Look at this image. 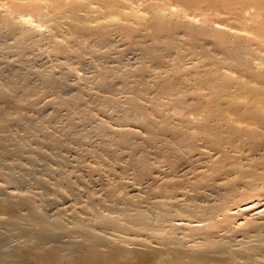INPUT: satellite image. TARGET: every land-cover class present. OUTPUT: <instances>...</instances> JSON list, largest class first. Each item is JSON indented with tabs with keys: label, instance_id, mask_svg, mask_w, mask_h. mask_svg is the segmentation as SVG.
<instances>
[{
	"label": "bare ground",
	"instance_id": "bare-ground-1",
	"mask_svg": "<svg viewBox=\"0 0 264 264\" xmlns=\"http://www.w3.org/2000/svg\"><path fill=\"white\" fill-rule=\"evenodd\" d=\"M100 1L99 6L103 9L100 12L105 11L106 15L120 18L110 23L101 22L96 27L94 26L103 44L115 42L117 38H114L112 34L116 31L133 39L135 36H143L144 41L150 37L149 40L161 44L156 43L159 48L162 46L160 48L163 49L162 52H165L164 49L173 50L167 55L169 56L167 59L162 60L163 63L160 60L162 57L160 54L159 61L156 59V62L147 65L142 63L143 66H140V62V65L130 67L127 72L131 73L134 82L142 86H140L142 90H139L135 96L116 99V107L123 111L126 119L137 120L140 129L130 128L129 125V129L114 127L115 129L111 128V132L113 130L114 132L108 135L109 137L112 134L111 136L115 138L118 145L123 144L128 148V152L126 151V156L130 160L128 165L133 166L134 174H132L137 185L142 183L144 177L148 179V189L144 186L143 190L147 189L146 193L149 192L151 198H146L152 199L150 201L151 216L147 217L145 211L139 214L137 210L135 215H139L131 222H135L137 227L140 226L149 232L154 247L149 252L150 255L147 256L146 253L147 258L141 256L144 260L141 258L134 264H208L207 262L213 257L220 261L223 259V262L230 264L237 255L246 258V256L242 257V252H233L230 248L228 251L227 247L224 249L225 246L222 247L221 240L223 236L230 237L225 234L227 235V231L230 232L232 228L230 224L234 222L231 215L226 212V209L230 208L229 200H235L238 193L240 195L245 192L249 193L251 188L257 187L256 184L260 185V182L256 183V180L264 177V0ZM46 3L48 9L50 7L51 10L56 9L61 15L69 18L68 22H65L69 30L71 29L74 33L80 30L87 35L93 33H91L92 27H89L91 25L88 26L85 23V19L91 18L95 12H93L95 8L91 10L92 0H0V8H2L0 9V34L13 32V46L19 47L18 52H22L21 46L34 38L37 33L34 26L32 27V21L36 17L35 21L40 16L43 18L45 12H48L44 10ZM79 10H85L87 14H80ZM96 11L98 13L99 10ZM60 27L58 29H61ZM73 32L70 36L74 37ZM80 36L78 34V37ZM142 38L132 41L141 44ZM50 40L49 44H54L51 45L54 51L61 47L59 44L56 49L55 45H58L59 41L52 39L50 43ZM79 40L77 41H82ZM84 40H86L85 37ZM149 40L147 41L150 42ZM77 44L75 45L78 46ZM62 47L60 49L65 48ZM151 48L154 47L151 46ZM76 51L71 52L76 53ZM78 51L76 54L80 55ZM146 51L149 56L151 51ZM137 56L140 54L137 53ZM155 56L158 57L156 54ZM142 62L146 61L142 60ZM150 89H154L156 93L149 95L150 97L146 95L149 99L147 105L146 102L145 104L140 100V97L143 98L146 91L149 94ZM9 91L5 88L0 89L2 100L4 97L5 102L7 97L9 98L7 102L10 99L14 100L13 105L6 102V107L2 106L4 101L1 104L0 100V130L4 127L7 129L11 124L22 122V117L25 115L24 104L30 101L28 94V96L25 95L29 99L26 101L23 94L19 93L20 96H18L15 92L16 96ZM51 100H47L46 103H53ZM173 102H176V105H171ZM76 103L78 104V101ZM109 105L114 106L113 103ZM169 105L173 107L169 108ZM79 109H84V107ZM85 109L88 110L87 107ZM129 111L133 114L131 115ZM80 112H82L81 116L86 119L91 117V111L82 110ZM101 121L103 123V120ZM23 127L22 129H25L28 134L36 136L38 144L46 148L57 143L54 139L45 142L39 138L37 133L35 135L31 132V126L28 123H24ZM100 127L102 130V124ZM103 127L106 128V126ZM9 135L0 136V140L5 139L7 142V139L15 138L13 139L16 140L15 143L12 142L14 145L12 147L8 145V148L1 143L0 151L20 154V151L27 146L26 138ZM40 147H33L30 151L35 150V153L37 152V155L39 154L44 159H51L50 150L44 149L45 147L40 149ZM28 157L32 158L29 154ZM113 187H109L110 195H114V193L111 194ZM257 188V190L260 189ZM255 190L252 191L256 192ZM232 195L236 197L231 199ZM218 215H221L220 218L217 217ZM252 225L250 224L251 228ZM184 229L186 231H183ZM47 233L39 232V240L48 238ZM88 235L85 240L86 246L88 241L95 239L90 232ZM220 236L222 238H219ZM189 245L190 248H188ZM170 248L174 250L170 252ZM248 251L249 254L253 250ZM246 259L249 260L248 255Z\"/></svg>",
	"mask_w": 264,
	"mask_h": 264
},
{
	"label": "rangeland",
	"instance_id": "rangeland-1",
	"mask_svg": "<svg viewBox=\"0 0 264 264\" xmlns=\"http://www.w3.org/2000/svg\"><path fill=\"white\" fill-rule=\"evenodd\" d=\"M99 3H101L100 0H92L93 8L91 10L95 8L93 10L95 16L90 18L85 15L87 17H85V23L88 26L91 25L89 27L93 29L91 30L92 34L88 33L91 35L83 34L80 30L75 31V33L71 29L69 30L65 25L69 18L61 15L56 9L51 10L50 7L49 10L47 3L44 10L48 12H45L44 17L40 16L42 19L38 17V22L35 21L37 17L33 19L32 27L34 26L37 33L34 38L29 39L27 43L21 46L22 52L17 51L19 47L13 46V32L0 34V89L5 88L7 91L10 90L11 94L18 96L20 94H23L22 96L29 95L30 101L31 99L33 101L24 104L25 115H23L24 118L22 117V122L14 123L15 125L11 124L7 129L4 127L3 130H0V134L3 133L0 135L2 137L7 134L12 137L14 135L16 137L24 136L27 143L20 154L0 151V264H134L142 257H146V253L147 256L150 255L149 252L154 247L149 232L140 226L137 227L135 222H131L144 211L147 217L152 212L150 203L152 199L150 200L149 192L146 193L148 179L144 177V182L138 184L140 187L137 185V182L134 181L133 166L128 165L130 161L129 157L126 156L128 148L123 144L122 146L118 145L114 140L115 138L111 136L112 134H110L111 141L108 135L113 133L114 130L112 132L111 130L115 128L129 129V127H133L137 130L140 129L137 120L126 119L123 111L116 107V99L135 96L139 90H142L141 85L134 82L131 73L127 72L130 67L140 64L143 66L142 63L151 64L156 62V59L159 61L161 55L164 57L163 59L160 57L163 63L169 57L167 55L173 50L166 51L164 49L165 52L163 51V53V49H160L162 46L159 48L157 42L156 44L148 39L150 37L145 41L143 36H135L133 39L119 31L120 34L116 31L112 34L114 38H117L116 41L114 40L115 42L103 44L104 42L99 40L101 39L100 35L94 26L96 27L101 22L106 23L108 21L107 23H110L120 18L106 15L105 11L100 12L103 9ZM96 10H99L98 13ZM79 11L80 14H87L85 10ZM60 25L64 29L67 28L70 33ZM59 27L63 30L58 29ZM71 32L74 33L75 38L70 36ZM38 36L41 37L37 38ZM69 38L71 39L69 40ZM136 38L143 39L141 44H139L140 42H133ZM52 39L59 41H57L58 45H55V48L59 47V44L65 48L60 49L61 47H59V50L57 47L58 50L55 49L56 51H54L51 46L54 44H49V40L51 43ZM76 39L82 41L79 40L80 42H78ZM74 41L78 43V46L73 43ZM86 43L88 45H85ZM79 44L83 47L81 45L79 47ZM150 45L155 49L151 48ZM71 46L75 48L73 47L71 50ZM75 49L80 51H78L80 55H84L76 54ZM74 50L76 53L71 52H75ZM81 50L84 52L82 53ZM146 50L151 51L149 56ZM15 52L18 54L14 55ZM137 53L144 58L141 59ZM146 53L147 55H145ZM153 54L158 55V57H154ZM76 55L80 57L78 58ZM152 55L154 60L150 58ZM142 60L146 62H142ZM120 75L122 76L120 77ZM130 89L132 91H129ZM150 90H148L149 94L146 91L145 96L140 97V100L143 103L146 102L147 105L149 102L147 98L156 93L154 89ZM28 97L26 101L29 100ZM107 98L113 101H109ZM49 99H52L53 103H46ZM0 100L2 104L5 97L4 100L0 97ZM7 100H9L8 97L6 102ZM6 102L4 101V104ZM12 102L14 103V100L10 99L7 103L11 105ZM108 103H113L114 106ZM175 103L173 102L171 105H176ZM4 104L2 106L6 107L7 104ZM171 105L169 108L173 107ZM83 107L84 109H79ZM86 107L88 110L85 109ZM82 110L90 112L91 117L88 119L82 117V112H80ZM129 113L131 112L129 111ZM100 119L103 120V123ZM97 122L102 124V130L101 124ZM24 123H28L31 126V132L35 135L37 133V136H40L39 138L45 142L54 139L57 143L49 148L40 143L39 145L36 136L30 135L25 129H22ZM13 139L15 138H9L7 142L2 139L4 142L0 140V144L4 143V146L12 147L16 141ZM37 145L41 146L40 149L45 147L44 149L50 150L52 154L50 161L39 156V154L37 155L35 150L30 151L33 147H38ZM28 154L32 158H29ZM256 183L260 185L258 186ZM256 183V186L261 190L254 187V190L257 188L256 192H253L251 188L249 193L245 192L246 194L241 195L238 193L240 197L238 194H236L237 198L233 195V197L229 196L235 200H231L232 202L229 200L230 208H227L226 212L231 215L230 217L234 219V222L230 224L232 228L229 231L231 233L227 231V235L225 234V236L230 237L223 236L222 238L220 236L219 238L223 240H221L222 243H219L223 245L222 247L225 246L224 249L228 248L229 251L230 248L233 252H242V257L246 256L247 258L248 255L249 258L248 260L237 255L238 258L233 259L234 261L232 260L230 264H234V262L235 264H264V184H262L264 177L257 179ZM142 184L143 186H141ZM144 186L147 188L145 191L143 190ZM109 187L114 188L113 192L111 191V194L114 193V195L109 194ZM137 193L141 196H136ZM136 212L139 214L135 215ZM220 216L217 217L220 218ZM250 224H253L252 228ZM134 227L139 228L138 231L141 233H138ZM39 232H48V238L39 240ZM89 232L95 239L87 242V246L89 245L87 248L85 240ZM89 236L91 237V235ZM142 239L147 240L143 242ZM178 244L177 246H179ZM251 245L252 247H250ZM89 247L91 248L89 249ZM246 247L253 248L248 250L250 252L253 250L252 253L254 254L249 253V255ZM170 249V252L174 250ZM215 258L213 257L207 263L226 264L223 259L220 261V259Z\"/></svg>",
	"mask_w": 264,
	"mask_h": 264
}]
</instances>
